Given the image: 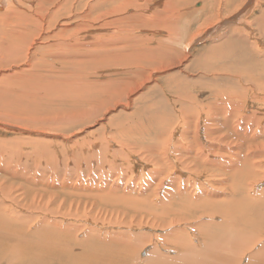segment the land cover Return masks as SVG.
<instances>
[{
	"label": "rangeland",
	"instance_id": "1",
	"mask_svg": "<svg viewBox=\"0 0 264 264\" xmlns=\"http://www.w3.org/2000/svg\"><path fill=\"white\" fill-rule=\"evenodd\" d=\"M76 1L73 7L72 0H0V7L3 5L1 13L10 4L17 6L15 9L22 13L28 11L30 14L34 10V15L44 27L47 23L42 21L43 14L53 15L54 30L51 31L58 32L52 37L54 40L47 41L41 37L30 45L31 33L19 36L15 32L19 39L12 40V44L21 45L23 59L20 61H13V49L6 53L0 51V158L4 157V162L12 168L7 170L0 160V182H6L9 193L22 194L29 205L33 200L42 202L43 207L49 210L48 215L54 212L49 218L64 219L62 227H59L62 231L58 233L67 236L64 243L68 242L75 253L90 255L91 250L103 252L102 248L86 244L75 247L83 240L80 237L87 231L85 226L91 230L90 233L95 230L94 238H98L102 228L118 234L128 233V238L116 237L111 243L104 234L105 240L99 243L103 245L104 242L111 247L118 240L127 241L134 244L135 252L139 248L137 245L141 246L140 260L134 252L131 257L138 264L150 257L151 250L160 252L157 243L163 245L161 240L169 238H166L167 232L182 228L175 235H170L166 244H171V241L190 239L193 231L200 228L208 233L206 241L209 248L230 246L227 252L234 251V259L240 260V264H264V236L258 229L252 231L258 215L253 212L264 214V0H234L233 5H227L226 0H187V4L183 0L178 4L179 0H170L172 6L176 4L174 9L172 6L162 9L164 0L160 4L156 3L159 0H137L135 6L130 5L135 0H124L123 3L129 2V5L109 17L112 18L110 24H115L114 28L106 29L100 21L90 22L88 19L86 23L92 29L81 27L82 32L76 25L81 21L80 13H85L82 10L87 9V1L92 4L95 0ZM48 3H51V10H44V4ZM118 4H121L119 0H115L114 5ZM100 8L103 9H97ZM214 9L216 13L212 11ZM153 10L163 16L162 24H158L160 28L151 22ZM138 13L143 14L146 21L143 17L140 20L135 17ZM128 17H131L129 21ZM121 19H126V25L127 22L131 26L136 24L130 34L125 33L126 37H131L122 44L126 55L121 52V44L120 49H111L109 45L103 48L104 51L100 50L93 38L120 28L121 25H117ZM68 23L73 31H79L78 38L86 36L90 44H84L85 40L82 43V39L63 41L69 33L64 30ZM164 23L170 27H166L168 30H164ZM19 27L20 20L14 29ZM43 31L42 35L52 34L51 31ZM73 35L72 38H76ZM73 49L78 50L77 56H74L76 52L74 54ZM70 52L74 55L71 56ZM102 52L105 55L117 52L120 56L104 57L102 54L106 60L99 57L103 60L96 59L97 63L93 59ZM142 54L146 59H142ZM4 56L6 58L1 59ZM140 58L143 66H140ZM99 62L109 63L105 64L108 67L100 66ZM22 66L32 68L30 75L22 72ZM34 70L39 73H33ZM16 71L17 74L14 73ZM45 78L52 87L49 91L55 89L58 94L56 98L49 92L46 94L48 90L40 91L43 94L37 90V83H43ZM64 80L70 83L67 85ZM89 80L91 84H97L93 86ZM30 83L31 87H28ZM44 85L40 84V87L45 88ZM87 85L90 86L87 91L80 90V86ZM72 86L79 88L75 90V87L74 91ZM74 94L78 99L73 97ZM115 94L117 96L114 97ZM61 102L64 104L58 106ZM67 102L70 106L66 105ZM96 107L101 110L98 112ZM53 112L58 113L54 115ZM245 115L248 119L244 123L240 119ZM184 119L188 122L184 123ZM247 126L248 132L244 130ZM203 157L207 159L203 160ZM228 161L233 164L228 166ZM197 163L201 169L197 168ZM154 174L163 176L160 183L151 186L147 192L141 190L143 181ZM182 180H186L187 189H184ZM169 190H185L186 196L180 200L188 201V204L182 203L179 208V199L166 200L164 195ZM190 191L204 194L200 202L206 206L205 211L193 209L198 203ZM246 193L255 199L245 201ZM149 194L147 203L145 199ZM234 201L241 202L236 209L239 216L231 213ZM140 206L155 212L163 211L164 207L179 209L176 215L182 221L160 226V222L166 224V218L146 215L141 211L145 208L137 209ZM181 210H184L183 215ZM201 213L204 214L194 224L195 215ZM47 227L53 228L54 225L48 224ZM184 227L186 229L183 230ZM261 227L264 228V222ZM252 233L256 236L253 249L248 243V236ZM78 235L79 239L76 238ZM233 235L238 238L244 236L243 242L235 245ZM160 236L162 239L157 238ZM40 238L33 239L40 241ZM190 240L193 247L198 244ZM117 248H111L112 252L116 253ZM168 250L173 252L168 248L162 251Z\"/></svg>",
	"mask_w": 264,
	"mask_h": 264
},
{
	"label": "bare ground",
	"instance_id": "2",
	"mask_svg": "<svg viewBox=\"0 0 264 264\" xmlns=\"http://www.w3.org/2000/svg\"><path fill=\"white\" fill-rule=\"evenodd\" d=\"M90 1V0H89ZM114 1L115 0H95L94 3L90 4L88 1H87V9L86 10H82L83 12L85 13H80V16L79 18L81 19V21H79V23L77 25V27L80 29L81 31V27H84L88 30L92 29L91 26L88 25L87 20L89 19L90 22L91 21H100V24L102 27H107L106 29H109L110 27L111 28H114L115 27V24H110V20L112 18H109V17H112L111 15L114 14V12H117V11H120L122 9H124L127 5H129V2H124V0H119V2L121 4H118L117 6L114 5ZM137 0H135L132 4L130 5H134L136 3ZM177 1V0H176ZM181 0H179L176 4L180 3ZM227 1V5L228 4H232L234 0H226ZM163 2V3H162ZM159 0V1H156L157 4H160L162 3V9L163 8H167V7H171L172 6V2H170V0H164L162 1ZM175 2V1H173ZM183 2H186L187 4V0H183ZM211 2V1H210ZM236 2V1H235ZM251 2V1H250ZM5 3V2H4ZM77 3L76 0H72V6L74 7ZM138 3H140L138 1ZM148 3V2H147ZM224 3V2H223ZM249 3V2H248ZM2 4V3H1ZM154 4V3H153ZM174 4L172 6V9L175 8V5ZM222 4V3H220ZM250 4V3H249ZM252 4V3H251ZM254 4V3H253ZM144 5V4H143ZM142 5V6H143ZM147 5V4H146ZM224 5V4H223ZM233 5V4H232ZM242 5V3H241ZM13 6V8H12ZM11 4L8 6V8L5 10V12H0V26L2 27V29L0 30V51L1 53H6L8 50H11L13 49L12 51V58H13V61H20L23 59V50L20 49L21 45H18L16 43L12 44V40H16V39H19L18 36H16L14 33L15 32H18L19 36H23L24 33H31V37H30V41L29 42V45L30 43H32V41H38L37 39L38 38H43L44 40H47V41H51V40H54L52 39V37L54 35H58V32H52L51 30L53 29L52 28V25H53V21H54V16L53 15H49V14H43L44 16H42V21L43 22H46L47 23V26L44 27L42 22L37 18V16L34 15L33 11H31L30 14H28L29 12L27 10H24V11H27V13H22V11H18L16 10L17 9V6L14 7V5ZM89 6V7H88ZM135 6V5H134ZM161 5H159L160 7ZM3 7V5H2ZM0 7V8H2ZM19 7V6H18ZM98 7H103V9H97ZM151 7V6H150ZM228 7V6H227ZM230 7V5H229ZM238 7V6H237ZM16 8V9H15ZM144 8V7H143ZM222 8V6H221ZM13 9V10H12ZM138 9V8H137ZM220 9V8H219ZM2 10V9H1ZM20 10V9H19ZM31 10V9H30ZM44 10H51V3H48V4H44ZM143 10V9H142ZM171 10V9H170ZM23 11V12H24ZM74 11L76 12V10L74 9ZM213 12H215V9L212 10ZM18 12V13H17ZM142 12V11H141ZM154 12V10H153ZM22 13V14H21ZM216 13V12H215ZM214 14V13H213ZM91 15L93 17H91ZM124 15V14H123ZM122 15V16H123ZM153 19H152V23L155 27H161V25H158V24H162V20L163 19V16L161 14H159V11L158 13L154 12L153 14ZM14 16L16 18H14ZM121 16V15H120ZM167 16V15H166ZM215 16V15H214ZM119 17V16H118ZM135 17H138L139 20L143 17L145 19V16L143 14H137ZM131 17H128L127 21H129ZM170 19V18H169ZM20 20V27L19 28H15L14 29V25H16L18 23V21ZM134 20V19H133ZM132 20V21H133ZM143 20L141 22H143ZM175 20V19H174ZM167 21V20H166ZM172 21V19H171ZM231 21V20H229ZM120 24L117 25L121 27L118 28L117 30H109L105 33H103L102 35H98L97 37L98 38H93L96 46H99L100 50L101 48H105L106 46H109V48L111 47H114L115 49H120L119 47V44H123V42L129 40L131 37L130 35H128L126 37V34H130V31H132L134 28L133 26H135L136 24H132L133 26H131L129 24V22H127L128 24L126 25V19L124 20H119ZM71 23V22H70ZM68 23L66 28L64 30H68L69 33L67 34V39H64L63 41L65 40H69V39H72V41L76 40V41H79L80 39L82 38H78L79 34L78 32L79 31H73L72 28H70L69 26H71V24ZM131 23V21H130ZM41 24V26H40ZM125 25L122 27V25ZM165 24V23H164ZM214 25V24H213ZM138 26V25H137ZM7 27H8V30H7ZM170 28L168 25H164V30H168L167 28ZM212 27V26H211ZM138 28V27H137ZM217 29V28H216ZM215 29V30H216ZM224 29V28H223ZM43 30H46V32L48 31H51L52 34L50 35H42V33L44 34V31ZM54 30V29H53ZM63 30V31H64ZM78 30V29H77ZM210 31V30H209ZM214 31V30H213ZM82 32V31H81ZM156 32V31H155ZM253 32V31H252ZM126 33V34H125ZM217 33V32H216ZM74 34V35H73ZM209 34V33H207ZM72 35L76 38H72ZM177 35V34H176ZM65 36V35H64ZM208 37V35H207ZM60 37H57L56 39H59ZM64 38V37H63ZM61 38V39H63ZM78 38V39H77ZM128 38V39H127ZM181 38V37H180ZM60 39V40H61ZM133 39V38H132ZM43 40V41H44ZM85 40V43L83 42ZM58 41V40H57ZM88 39L86 38V36H84V38L82 39V43L84 44H87L89 42H87ZM177 41V40H176ZM41 42V41H39ZM61 42V41H60ZM87 42V43H86ZM131 42V41H130ZM145 42V41H144ZM179 42V40H178ZM46 44V42H44ZM48 43V42H47ZM65 42H61V44H64ZM39 44V43H38ZM67 43H65L66 45ZM79 44V43H78ZM90 44V43H89ZM94 44V45H95ZM130 44V43H129ZM133 44V43H132ZM140 44V43H139ZM162 44V42H161ZM23 45V44H22ZM26 44L24 43V46ZM32 45V44H31ZM36 45V44H35ZM65 45H60L61 47L65 46ZM80 45V44H79ZM159 45V43H158ZM33 46V45H32ZM49 46V50H50V44L47 45ZM76 47H80L78 45H74ZM87 46V45H86ZM90 45H88L89 47ZM59 47V48H61ZM71 48V46H69ZM68 47V48H69ZM92 47V46H91ZM90 47V48H91ZM123 47L124 45H122V49H121V52L124 53L126 55V50L124 48V52L122 51L123 50ZM126 47V46H125ZM160 47V45H159ZM40 48V47H39ZM47 48V47H46ZM65 48V47H64ZM69 48V49H70ZM128 48L131 50L130 46H128ZM127 48V49H128ZM42 49V48H41ZM45 49V47H44ZM72 49V48H71ZM87 49V48H86ZM92 49V48H91ZM108 49V47H107ZM106 49V50H107ZM113 49V48H111ZM33 50V49H32ZM47 50V49H46ZM48 50V51H49ZM73 53L75 54L76 52V55L72 54V52H70L72 55L71 56H77V51H75V49H73ZM89 50V49H88ZM99 50V49H98ZM98 51V52H101V51ZM105 50V51H106ZM110 50V49H108ZM139 50V49H138ZM149 50V49H148ZM42 51H44L42 49ZM61 51H63L61 49ZM68 51H71V50H68ZM95 51V50H94ZM104 51V49H103ZM118 51V50H116ZM128 51V50H127ZM145 51V50H144ZM143 51V52H144ZM41 52V51H40ZM64 52V51H63ZM66 52V50H65ZM96 52V51H95ZM120 52V51H119ZM130 52V51H129ZM141 53V51H139ZM142 52V53H143ZM147 52V51H145ZM35 53V52H34ZM43 53H46L47 52H43ZM68 53V52H67ZM108 54L105 55L103 52L102 53H98V55L100 54V56H98V58H95L93 57L95 53H93V56L91 58H95L93 59L94 61L96 59H98L99 61L100 60H103V59H99V57L101 58H104L106 56H109L110 57H113V56H117L119 57L120 54L117 52H114L115 55H111V52L109 54V52H107ZM121 53V54H122ZM29 54V53H28ZM27 54V56H29ZM42 54V52H41ZM54 54V53H53ZM61 54V53H60ZM92 54V53H91ZM102 54H104V57H102ZM124 54H122L123 56H125ZM129 54V53H128ZM166 54V53H165ZM130 55V54H129ZM45 56V55H43ZM53 56V55H52ZM69 56V57H71ZM122 56V59L125 58ZM132 56V55H131ZM134 56V55H133ZM144 58H143V54H142V59H146V55L144 54ZM166 56H170V55H167ZM32 57V56H31ZM68 57V59H69ZM81 57V56H80ZM115 57V58H117ZM128 57V56H127ZM137 57V56H136ZM140 57V55H139ZM6 58L5 56L2 57L1 59H4ZM66 58V57H65ZM130 58V57H128ZM127 58V59H128ZM40 59V57H39ZM47 59V58H46ZM45 59V60H46ZM56 59V58H55ZM64 59V58H63ZM134 59V58H132ZM38 60V59H36ZM81 60V59H80ZM104 60H106L104 58ZM121 60V58H120ZM119 60L118 63H120L121 61ZM131 60V59H130ZM39 61V60H38ZM41 62H43L42 60V57H41ZM48 61V60H47ZM52 61V60H51ZM93 61V62H94ZM97 61V60H96ZM109 61V60H108ZM114 61V60H113ZM141 58H140V61L139 63L141 62ZM26 62V61H25ZM92 62V63H93ZM102 62V61H101ZM112 62V61H111ZM123 62V61H122ZM124 62H130V61H125ZM166 62V61H165ZM30 63V62H29ZM54 63V62H53ZM98 63V61H97ZM100 63V62H99ZM117 63V61H116ZM125 63V64H126ZM173 63V61H172ZM19 64V63H17ZM50 64V62H49ZM101 64V63H100ZM105 64H109L107 62H104V64H101L100 66L102 65H105ZM121 64V63H120ZM119 64V66H120ZM141 64V63H140ZM48 65V64H47ZM93 65H96V64H93ZM112 65V63H111ZM114 65V64H113ZM118 64H115L114 66H116ZM2 66V65H1ZM20 67V65H17ZM31 66V65H30ZM50 66V65H49ZM110 66V65H109ZM122 66V65H121ZM125 66V65H124ZM128 66V65H127ZM132 66V65H131ZM140 66H143L142 64ZM173 66V65H172ZM104 67H108V66H104ZM111 67V66H110ZM123 67V66H122ZM150 67V66H148ZM6 68V67H5ZM12 68V67H11ZM10 68V69H11ZM154 68V67H153ZM22 70V72L27 75L29 73L30 75V71L32 68H28V67H23L20 68ZM131 69V68H129ZM20 71V70H19ZM48 70H46L47 72ZM12 72V71H11ZM51 72V71H50ZM8 73V72H7ZM6 73V74H7ZM15 74L18 73V71L14 72ZM33 73H39L38 71H35ZM41 73H44L45 72H41ZM52 73V72H51ZM5 74V75H6ZM9 74V73H8ZM11 74V73H10ZM50 74V73H49ZM4 75V74H3ZM4 75V76H5ZM24 75V76H25ZM36 75V74H35ZM18 76V75H17ZM14 75V77H17ZM33 78L35 77L34 75H32ZM39 76L41 77H44L43 74H40ZM39 76H36L38 78H40ZM46 76V75H45ZM10 77L12 78V76L10 75ZM19 77V76H18ZM20 78V77H19ZM46 79V78H45ZM44 79V80H45ZM50 79V78H49ZM16 80V79H15ZM40 80V79H39ZM23 81V80H22ZM46 81V82H45ZM43 83L42 81H40L39 83H37L36 85V88H39L37 90L40 91H46V94H52L55 96V98L58 96V94H56L54 91L55 89H52V91H49L50 88H52L48 83V78L45 80ZM66 81L67 85L70 83H68L67 80H64ZM93 82H96L95 80H92ZM203 81V80H202ZM38 82V81H36ZM52 82V81H51ZM63 82V81H62ZM61 82V83H62ZM91 81L89 80V83ZM209 82V81H208ZM19 83V82H18ZM34 83H35V80H34ZM47 83V84H46ZM65 83V82H64ZM63 83V85H64ZM88 83V82H87ZM201 83V81H200ZM36 84V83H35ZM40 84L43 86H45V88L43 87H40ZM65 84V86H66ZM91 84V83H90ZM93 84V83H92ZM91 84V85H92ZM95 85L97 84L94 83ZM93 84V86H94ZM14 85V84H13ZM25 85V84H24ZM207 85V84H206ZM31 87V83L28 84V87ZM88 86V85H87ZM84 87V86H80V90L82 91H87L90 86L88 87ZM134 86V85H133ZM173 86V85H172ZM19 87V85H18ZM27 87V91L29 90ZM54 87V85H53ZM67 87V86H66ZM66 87H65V90H66ZM76 87V88H75ZM75 90H78L77 86H75ZM97 86H95V88H97ZM177 88V86H175ZM174 87V88H175ZM22 88H24L22 86ZM55 88V87H54ZM58 88V87H56ZM61 88V87H60ZM69 88V87H68ZM73 88V86H72ZM70 88V89H72ZM73 88V90H74ZM82 88V89H81ZM172 88V87H170ZM175 88V89H176ZM183 88V87H182ZM64 88H62L63 90ZM180 89V88H179ZM178 89V90H179ZM34 89H32L33 91ZM64 90V91H65ZM69 90V89H68ZM67 90V91H68ZM74 90V91H75ZM22 91V90H21ZM70 91V90H69ZM184 91V90H183ZM38 94L40 95V92ZM49 92V93H47ZM58 92V91H57ZM72 92V90L70 91ZM117 92V91H115ZM20 94V92H17ZM30 93V92H29ZM28 92L26 94H29ZM16 94V93H15ZM43 94V93H42ZM118 94V93H117ZM117 94L114 95L117 96ZM22 95V94H21ZM33 95V94H32ZM36 95V93H35ZM72 94H70V97H71ZM77 95V94H76ZM20 96V95H18ZM60 96V95H59ZM80 95H78L79 97ZM113 96V94H112ZM21 97V96H20ZM35 99H36V96H34ZM49 97V96H48ZM52 97V96H51ZM69 97V98H70ZM73 97H76L75 94L73 95ZM82 97V96H81ZM105 97H106V94H105ZM195 97V96H194ZM50 98V97H49ZM54 98V97H53ZM62 98V97H61ZM72 98V97H71ZM109 98V97H108ZM107 98V99H108ZM111 98V97H110ZM33 98V100H35ZM45 101V98H41ZM64 101L65 99H68V98H62ZM61 99V101H63ZM75 99H78L77 97ZM37 100V99H36ZM49 100V99H48ZM72 99H70L71 101ZM196 100V99H194ZM51 101V100H50ZM69 101V99L67 100ZM111 101V100H110ZM114 101V99H113ZM47 102V101H45ZM52 102V101H51ZM60 102V99L59 101ZM57 102V103H58ZM84 102V101H83ZM107 102V101H106ZM193 102V101H191ZM41 103V102H40ZM50 103V102H49ZM56 103V102H55ZM56 103V104H57ZM63 102H61L58 106H61ZM68 103V102H67ZM70 103V102H69ZM66 104L68 106H70V104ZM72 103V102H71ZM103 103V102H102ZM105 103V102H104ZM194 103V102H193ZM53 104V103H52ZM64 104V103H63ZM62 104V105H63ZM78 104V103H77ZM82 104V103H81ZM106 104V103H105ZM240 103H237V105H239ZM76 105V104H75ZM99 105V104H97ZM220 105V104H219ZM103 105H100V107H102ZM73 107V105H72ZM83 107V105H82ZM221 107V106H219ZM71 108V107H69ZM74 108H77V107H74ZM97 108V107H96ZM111 108V107H110ZM67 109V108H66ZM99 108H97L98 110ZM220 111L221 109L218 108ZM216 109V110H218ZM70 110V113H71V109H68V111ZM96 110V109H95ZM94 110V111H95ZM101 110V109H99ZM98 110V112H99ZM106 110H109V109H106ZM68 111L65 110V112L67 113ZM73 111V110H72ZM76 111V109H75ZM52 111L49 112V114L51 113ZM59 114H60V111H58ZM58 112H53L54 115L55 113H58ZM86 112V111H85ZM97 112V111H96ZM97 112V113H98ZM219 112V111H218ZM69 113V112H68ZM75 113V112H74ZM79 113V112H78ZM84 113V112H83ZM91 113V112H90ZM42 114V113H41ZM82 114V113H81ZM80 114V115H81ZM52 114V117L54 116ZM69 115V114H68ZM73 115V114H72ZM77 115V114H76ZM99 115V114H98ZM47 116V114H46ZM51 117V119H52ZM55 117V116H54ZM57 117V116H56ZM60 117V116H59ZM61 118V117H60ZM172 118V117H171ZM62 119V118H61ZM70 119V118H69ZM74 119V118H73ZM174 119V118H173ZM248 119V116L245 115V116H242L240 121L241 122H246ZM54 120V119H53ZM31 121V120H30ZM40 120L38 119V122ZM55 121V120H54ZM35 122V121H34ZM41 122V121H40ZM65 122V121H64ZM188 122V120L184 119V123ZM42 123V122H41ZM172 124V123H171ZM50 126V125H49ZM185 126V125H184ZM248 127L247 126L244 130L246 132H248ZM10 128V127H9ZM169 128V127H168ZM174 129H177L174 128ZM173 129V130H174ZM176 131V130H174ZM239 133V132H238ZM44 134V132H43ZM46 134V133H45ZM188 134V133H187ZM186 136V135H185ZM181 138V137H180ZM179 138V139H180ZM183 139H186L183 138ZM199 139V138H198ZM177 141V140H176ZM181 141V140H180ZM186 142V141H184ZM187 143V142H186ZM244 143H242L240 145V149H242V145ZM175 145V144H174ZM184 145V144H183ZM188 146V145H187ZM182 147V146H181ZM175 149V148H174ZM185 149V148H184ZM191 149V148H189ZM188 149V150H189ZM192 150V149H191ZM190 150V152H191ZM194 150V149H193ZM184 151V150H183ZM182 151V152H183ZM195 151V150H194ZM177 152V151H176ZM184 153V152H183ZM198 154V153H197ZM176 155V154H175ZM178 155V154H177ZM182 155V153H181ZM196 155V153H195ZM207 155V154H205ZM188 157V160H189V155L187 154L186 155ZM185 156V157H186ZM199 156V154H198ZM210 156V155H208ZM30 157V156H29ZM184 157V158H185ZM186 157V158H187ZM175 158V157H174ZM202 158V157H200ZM204 158L207 159V157H203V160ZM29 159V158H28ZM180 159V158H179ZM178 159V160H179ZM1 162L4 163V167L7 169V170H11L12 168L9 167V163H5L4 162V157H1L0 158ZM175 160V159H174ZM192 159H190L191 161ZM177 161V160H176ZM193 161V160H192ZM185 162V161H184ZM195 162V161H193ZM232 162L228 161V166H231ZM184 164V163H183ZM188 164V162H187ZM199 164V163H197ZM191 165V164H190ZM194 165V164H193ZM187 166V165H186ZM185 167V166H184ZM189 167V166H188ZM198 169H201L200 168V164L197 166ZM2 169V167H1ZM226 171H231L230 168H225ZM162 171V170H161ZM201 172V171H200ZM203 173V172H202ZM251 173V172H250ZM197 174H199V172H197ZM201 174V173H200ZM179 177V176H178ZM110 178V177H109ZM163 176H159L158 174H154L152 175L149 179H145L142 183V186H141V190H143L144 192H147L149 191L150 187L151 186H154L156 184H159L160 181L162 180ZM177 176L174 178L176 179ZM109 181V180H108ZM122 181V180H121ZM125 181V180H124ZM123 181V182H124ZM183 182V186H184V189H187L188 185H187V182L186 180H182ZM82 183V182H81ZM85 185V184H84ZM200 186V185H199ZM6 187V188H5ZM85 187V186H84ZM13 188V187H12ZM246 190V189H244ZM11 191H14V189H11ZM10 190L7 189V186H6V182L3 181V182H0V197L2 195V198H0V264H138L137 262H134L131 260V257H132V254L133 252L135 253V256H140V251H141V246L137 245L139 248L138 250L135 252V246L134 244H130V242H121L122 240H118L116 241L115 245L114 246H107L106 243L102 242V244L99 243V241H103L105 240V236L104 234H106V236L108 237V240L109 242L108 243H111L112 241H114L116 237L118 238H128V233H117V232H114V231H109L108 229H100L99 230V233H98V238H94L92 237V234H94L93 232L95 231H92V233H90V229L85 226L87 228V231L85 233V235H83L82 237H80L79 235L76 237L77 239H79L78 237H80V239H83L82 242H78L77 245L75 247H79L78 245L80 244H86L88 245V247H91L93 246L94 248H102L103 249V252L101 253L98 252V251H92L91 250V254L90 255H84L86 254L85 253H75L72 251V247L71 245L67 242V244H65L64 242L67 241V236L64 237L60 234L62 233H58L60 231H62L61 229H59V227H62V224L65 222L64 219H58L56 217H53V218H49L50 216L52 217V215L54 214L53 211H51L52 215H48V209L47 208H44V204L42 202H38L37 203V200H33L31 201V204L29 205L28 203L25 202V199L22 198V194L20 195H16L14 193H9ZM189 193H192L195 198V202H197V206L193 207V209L195 211H205L206 210V206H203L202 203L200 202V199L201 197L204 195L202 192L199 193L197 191L195 192H192L190 191ZM23 196L25 197V194H23ZM150 194L148 196H146V199H145V202H149V197ZM183 196H186V191L185 190H182V191H178L175 192L173 190H169L167 192L166 195H164V198L166 200H180L182 199ZM253 195L251 194H247L245 195L244 197V200L245 201H253L255 198L251 197ZM35 199V198H34ZM43 199V197L41 198ZM178 200V201H179ZM188 201H183V200H180L179 201V204H180V207L182 206V203H184L185 205H187L188 203H186ZM241 202H236L234 201V204L235 206H233L232 209L230 210H234L232 211L231 213L235 212V216H239L240 212L239 211H236V209L238 208V206L240 205ZM46 205V204H45ZM39 208H41V210H39ZM92 208H96V207H92ZM141 208H145V209H142L141 211H145L146 212V215H150V216H153L154 218H166V224H164V222H160L159 225L161 226H166V225H170L172 223H176V222H180L182 221V219L179 220V215H176L179 213V209H166V207L163 208V211L161 212H155V211H149L150 208L149 207H143V206H140V207H137V209H141ZM52 210L55 211V213L57 212V210L55 208H52ZM182 211V215L184 214V210H181ZM103 213V211H101V214ZM141 213V212H140ZM45 215V216H42V215ZM80 214V211L78 212V215ZM204 213H201L200 215H195L196 218L193 219V223L194 224H197V218H199L200 216H202ZM253 214H258L256 219L254 220L255 221V225L252 226V231H254L255 229H258L259 230V233L264 236V228L261 227L262 223L264 222V214L263 213H258V212H253ZM97 215V214H96ZM103 215V214H102ZM101 215V216H102ZM175 216V217H174ZM173 217V218H172ZM169 218H172L170 221L168 220ZM37 219V222H34V220ZM43 219V220H41ZM118 222V221H117ZM157 222V221H156ZM48 224H52L54 225L53 228H48L47 225ZM58 228H57V227ZM84 227V226H83ZM93 228V227H92ZM186 229V227L183 228V230ZM93 230V229H92ZM180 230H182V228H174L173 230H171V232H167L166 233V238H170V235H175L177 232H179ZM206 231V230H205ZM203 229H200V228H196V230L193 231V234H192V237H190V239H192L193 241H196L198 244L196 246H192V241L189 239V237L185 240V241H171L172 243L171 244H166V241L169 239H164L165 241L161 240L163 242V245L158 244V249L160 250V252H157L156 250H151V254H150V257L148 256L146 260H142L141 262L142 263H139V264H240V260H237V259H234V251L233 252H227L229 247L230 246H217L215 248H209L207 246V238H208V233L205 232ZM66 232V231H64ZM97 232V231H96ZM68 233V232H66ZM73 233V232H72ZM75 235V232L73 233ZM66 235V234H65ZM70 237H72V234H69ZM69 235H68V238H69ZM99 235H101L99 237ZM41 236V238L39 239L40 241H36V239L34 240L33 238L34 237H39ZM141 236V235H139ZM232 239H233V242L235 245H239L243 242V239H244V236L243 237H234L231 236ZM73 238V237H72ZM158 239L161 238L160 237H157ZM225 238H227V236L225 235ZM162 239V238H161ZM130 240V239H129ZM136 240V239H134ZM133 240V241H134ZM256 240V236L252 233L251 236H248V243L249 245L251 246V248L253 249V243L254 241ZM69 241V240H68ZM88 241V242H87ZM159 240H157L158 242ZM71 242H74L73 239ZM142 242V241H141ZM137 243V241H136ZM143 243V242H142ZM234 244H233V250H234ZM168 245H173V247H168ZM73 246V245H72ZM118 247V248H117ZM81 248V247H80ZM111 248H117V252L116 253H113L112 252V249ZM170 249L171 251H173L172 253H170V251L168 250L167 252L165 251H162L163 249ZM247 248V247H246ZM83 249V248H82ZM89 249V248H88ZM80 250V249H79ZM89 252V251H88ZM136 257V259H137ZM139 258V257H138ZM146 258V257H145ZM133 259V258H132ZM137 260H140L137 259ZM136 261V260H135ZM139 262V261H138Z\"/></svg>",
	"mask_w": 264,
	"mask_h": 264
}]
</instances>
